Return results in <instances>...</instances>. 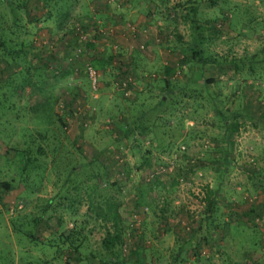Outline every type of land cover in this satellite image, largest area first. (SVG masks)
<instances>
[{
  "label": "rangeland",
  "instance_id": "rangeland-1",
  "mask_svg": "<svg viewBox=\"0 0 264 264\" xmlns=\"http://www.w3.org/2000/svg\"><path fill=\"white\" fill-rule=\"evenodd\" d=\"M12 177L0 264H264V0H0Z\"/></svg>",
  "mask_w": 264,
  "mask_h": 264
},
{
  "label": "trees",
  "instance_id": "trees-1",
  "mask_svg": "<svg viewBox=\"0 0 264 264\" xmlns=\"http://www.w3.org/2000/svg\"><path fill=\"white\" fill-rule=\"evenodd\" d=\"M190 51H191V59L193 60V59H195V58H197V61L198 62H203L202 60H201V50H198V49H194V48H191L190 49ZM198 56H200V59H199V57ZM166 89V88H165ZM167 90V89H166ZM162 101V100H161ZM21 153H22V156L21 157H19L20 158V163H19V166L21 167V169L23 168V161H24V159L26 158V157H29L30 156V151H29V148L28 147H26V148H24V149H22V151H21ZM4 158V157H3ZM7 160V159H6ZM26 161V160H25ZM14 177H12L11 179H8V180H2L1 182H0V184L5 188V189H8L9 187H10V183L9 182H11V180L13 179ZM116 209V206H114L113 207V212H112V215H113V219L115 220V219H117L118 217H117V211L115 210ZM74 232V229H72L71 230V233H73ZM78 232L79 231H75V234L74 235H65V237L68 239L69 237H70V239H71V242H77V235L76 234H78ZM70 233V234H71ZM78 245V244H77Z\"/></svg>",
  "mask_w": 264,
  "mask_h": 264
},
{
  "label": "built area",
  "instance_id": "built-area-1",
  "mask_svg": "<svg viewBox=\"0 0 264 264\" xmlns=\"http://www.w3.org/2000/svg\"><path fill=\"white\" fill-rule=\"evenodd\" d=\"M89 72H90V75L93 77V79H94V70L93 69H89ZM93 83H94V81H93Z\"/></svg>",
  "mask_w": 264,
  "mask_h": 264
}]
</instances>
